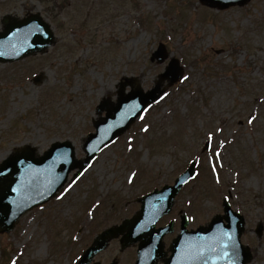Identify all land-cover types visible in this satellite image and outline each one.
Instances as JSON below:
<instances>
[{"label":"rangeland","instance_id":"obj_1","mask_svg":"<svg viewBox=\"0 0 264 264\" xmlns=\"http://www.w3.org/2000/svg\"><path fill=\"white\" fill-rule=\"evenodd\" d=\"M37 13L54 44L0 63V163L16 149L41 156L64 141L83 159L96 106L115 103L120 83L137 79L146 92L171 59L182 75L171 86L161 83L159 101L78 181L0 234V264H76L97 234L132 218L138 199L172 185L192 162L197 176L157 224L174 223L165 250L182 213L195 229L222 214L227 198L246 221L241 241L253 252L250 264H264V0L223 11L198 0H0V32L4 16ZM159 44L167 59L158 64L150 58ZM207 141L209 150L200 154ZM135 250L120 251L113 240L91 264H133Z\"/></svg>","mask_w":264,"mask_h":264},{"label":"water","instance_id":"obj_2","mask_svg":"<svg viewBox=\"0 0 264 264\" xmlns=\"http://www.w3.org/2000/svg\"><path fill=\"white\" fill-rule=\"evenodd\" d=\"M249 0H200L210 8L225 9L230 6H243ZM3 31L0 33V63L14 62L26 56L44 52L53 42L49 25L41 17L30 15L22 20L5 17L2 19ZM39 29V32H37ZM167 55L160 45L152 60L162 62ZM181 69L172 60L166 72L150 91L143 93L136 86L129 95L124 96L126 84L121 85L115 107L102 104L97 108L100 114L107 111L106 118L93 122L94 135L86 139L83 150L84 160L75 161L74 149L69 142L54 143L41 157L35 158L30 149L16 150L0 164V233L13 230L15 223L27 211L47 202L64 185L68 173L78 169L74 178L82 174L97 153L122 135L151 103L161 95L160 84L168 80L174 83L181 76ZM194 175L191 166L173 187H164L139 200L140 211L118 228L100 234L87 249L79 264H88L95 254L103 250L107 243L122 235L121 248L138 243L135 264H156L164 259L162 239L172 232V223L165 228L155 229L157 221L167 215L180 188ZM223 216L214 217L208 226L196 231H186L187 220L182 217L180 235L171 243L168 259L164 264H248L252 260L248 248L240 243L244 231V219L234 213L227 202L223 203ZM261 226L257 235L261 234Z\"/></svg>","mask_w":264,"mask_h":264},{"label":"snow or ice","instance_id":"obj_3","mask_svg":"<svg viewBox=\"0 0 264 264\" xmlns=\"http://www.w3.org/2000/svg\"><path fill=\"white\" fill-rule=\"evenodd\" d=\"M37 32H39V29H37ZM183 80H185V81L188 80V77H187V76L183 77ZM162 98H163V97H162ZM255 119H256L255 116H252V117L248 118V119H247V124H249V125L252 124V123L254 122ZM147 130H148V129H145V131H147ZM208 140H209V141L212 140V136H211V135H209ZM215 155H216L217 157H219L221 154H220L219 152H216ZM89 167H91V165H89ZM85 171H86V170H85ZM70 188H71V185L69 186V190H70ZM66 191H68V190H66ZM12 264H16V261H13Z\"/></svg>","mask_w":264,"mask_h":264}]
</instances>
